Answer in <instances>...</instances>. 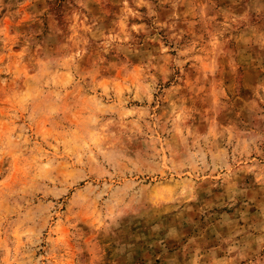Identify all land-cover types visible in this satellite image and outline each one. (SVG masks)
I'll use <instances>...</instances> for the list:
<instances>
[{
    "label": "rangeland",
    "instance_id": "obj_1",
    "mask_svg": "<svg viewBox=\"0 0 264 264\" xmlns=\"http://www.w3.org/2000/svg\"><path fill=\"white\" fill-rule=\"evenodd\" d=\"M0 264H264V0H0Z\"/></svg>",
    "mask_w": 264,
    "mask_h": 264
}]
</instances>
